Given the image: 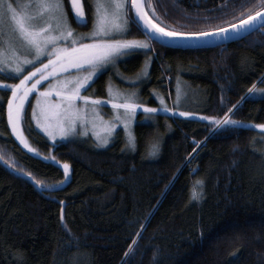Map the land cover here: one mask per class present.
Returning a JSON list of instances; mask_svg holds the SVG:
<instances>
[{
  "label": "trees",
  "instance_id": "trees-1",
  "mask_svg": "<svg viewBox=\"0 0 264 264\" xmlns=\"http://www.w3.org/2000/svg\"><path fill=\"white\" fill-rule=\"evenodd\" d=\"M83 2L87 24L72 19L65 0L68 18L75 30L90 31L92 0ZM241 2L145 5L161 26L198 31L205 21L192 18L230 20L243 11ZM129 28V37L145 39L135 24ZM151 46L140 99L159 112H139L132 143L122 130L105 147L90 138L51 142L28 110L24 123L39 155L33 154L11 134V91L0 90V264H264V130L253 127L264 123V95L247 94L253 86L264 88V32L216 47ZM143 61L135 54L122 70L134 76ZM110 74L102 73L90 89L104 95ZM225 112L244 123L213 129L207 117ZM6 161L51 187L42 191ZM65 163L69 175L61 183Z\"/></svg>",
  "mask_w": 264,
  "mask_h": 264
},
{
  "label": "snow or ice",
  "instance_id": "snow-or-ice-1",
  "mask_svg": "<svg viewBox=\"0 0 264 264\" xmlns=\"http://www.w3.org/2000/svg\"><path fill=\"white\" fill-rule=\"evenodd\" d=\"M64 2L65 0H27L19 7L26 9L34 7L35 11L30 15L28 12L19 13L11 0H0V45L8 43L3 40L4 22L8 20L13 25L12 31L15 33L13 39L19 41V48L28 51V55L19 56L13 62L10 58H3L4 49L0 47V75H19L21 77L18 83L13 84H8L6 80H0V90L10 89L11 91L7 97V125L11 129V134L15 135L25 148H29V144L21 132V121L25 110V101L28 100L29 93L33 90H35L37 101L32 107V119L39 127L47 130L48 126L42 123V118L49 120L55 117L57 127L50 131L49 135L53 139L57 136L66 139L76 132L78 123L80 127L85 125L83 113L87 105L103 103L99 97L81 96V90L89 85L98 69L113 63L115 57L141 50H151L152 41L165 46H216L233 39L239 40L257 30L264 32V0H256L255 4H250L248 7H245L247 0H242L239 7L243 11L237 12L235 16L230 17V20H222L216 16L194 17L192 19L205 21L201 30L198 31H178L161 26V23H157L145 11L144 0H107L105 4L100 3V0H92L89 6L93 9V28L84 33H77L71 27ZM69 2L72 19L77 24H87L88 18L81 0H69ZM148 7H151L150 3ZM217 7H227V4ZM233 11L235 12L236 9ZM227 15L226 12L221 13V16ZM44 17L47 19H43ZM131 24H135L139 31L144 32V40L107 38L112 35H126L130 31L129 25ZM45 56L48 57L45 62L39 63L40 59ZM33 63H38L39 67H33L32 71L25 75L23 66ZM85 68L88 70L83 71ZM69 70L83 71V75L67 76L66 73ZM57 74L63 75L64 78L55 80L43 91L37 88L40 81L46 78H55ZM29 78H31V82L27 83ZM259 79L264 82V74ZM53 91L59 99L55 102H48L47 98ZM256 93L264 95V88L253 86L247 89L248 95ZM78 100L85 107H77ZM107 103L111 104L114 109L123 110V115L117 114L115 119L125 128L128 127L129 119L135 115L138 108H143L146 112L151 113L159 112L158 108H147L144 105L131 102L130 99H126L122 104L115 103L113 100H108ZM235 107L236 105H233V108ZM38 108L39 115H37ZM165 110L173 111L171 108ZM231 111L232 109H229V112ZM229 112H225L224 117L220 119L210 116L207 117V120L212 122L213 129L244 123L231 119ZM181 115L190 116L192 114L184 112ZM253 127L264 130V123L255 124ZM111 128H115V124L110 126L109 132ZM128 141L129 143L133 142L131 133L128 134ZM103 143L107 144L108 140L105 138ZM30 150L36 152L34 148ZM2 160L3 157L0 156V161ZM5 163L26 175L42 191L51 187L43 184L42 181L35 180L30 172L25 174L23 169H16L15 164L11 161ZM63 168L65 181H61V183L66 182L69 175V165L65 163ZM192 196L198 199L200 192L193 188ZM61 221L63 222V216H61Z\"/></svg>",
  "mask_w": 264,
  "mask_h": 264
},
{
  "label": "rangeland",
  "instance_id": "rangeland-1",
  "mask_svg": "<svg viewBox=\"0 0 264 264\" xmlns=\"http://www.w3.org/2000/svg\"><path fill=\"white\" fill-rule=\"evenodd\" d=\"M14 6L17 7V11L19 13L28 12L30 15L35 11V8L26 9L21 8L19 5H23L27 2V0H11ZM107 0H100V3L105 4ZM64 7L66 9V3L64 2ZM68 13V12H67ZM43 19H47V17H44ZM69 20V18H68ZM37 23H40V21H37ZM52 23H55V21H52ZM70 23V22H69ZM13 25L8 21L5 20L4 22V28L5 33L3 35V40L8 41L7 44L0 45V47H3L4 51L2 53L3 58L7 59L10 58L13 62H15L19 56H26L28 55V51L25 49L19 48V41L16 39H13L15 36V33L12 31ZM74 29V28H73ZM75 30V29H74ZM92 30V29H91ZM77 33H84L89 31H80L75 30ZM108 39H126V40H144L143 38H132L129 37V31L126 35L117 36L112 35L107 37ZM152 47V46H151ZM135 54H141L143 56V66L139 73H137L134 76L128 75L124 73L122 70V65L125 63L126 60H128L130 57H132ZM48 57L45 56L40 59L39 63H44L45 60ZM152 58L150 56L149 50H141L131 53H126L123 56H117L114 58V62L104 65L101 69H98V71L94 74L93 80L89 82V85L86 86L85 89L81 90V96H93L94 98L99 97L103 103H100L98 105H87L86 110L84 111L83 115L85 118V125L83 127H80L79 123L77 124V130L74 134H72L70 137L64 139L59 136H57L55 139L51 135H49L50 131H53L57 127V120L55 117L44 120L42 118V123H45L48 126V129L45 130L44 128H41L37 125L36 121L32 119V107L33 104L37 101V96L34 94L35 90L29 93L28 100L25 101V110L23 113V119L21 121V132L24 136V138L27 140L29 144V148H25L23 144L20 143L19 139H16L19 141V143L29 152L33 154H38L37 149L32 144L28 133L26 131L25 123H24V117L26 112L29 110V115L32 121L33 126L40 131L49 141L51 142H57V141H67L71 139H79V138H90L92 141L95 142L96 145L100 147L107 146L111 140L114 138L115 134L122 130L124 134L128 136L129 133L132 134V127L133 124H135L137 121L140 120L138 114L139 112H145L143 108H138L135 112V115H133L129 119L128 127L125 128L122 123L118 122L115 117L117 114L123 115L122 109H114L111 104L107 103L108 100H113L115 103L122 104L125 102L126 99H130L131 102L136 103L138 105H144V100L142 99L141 102V96L142 92L141 89H143L144 84L146 83V79L148 77L149 69L151 66ZM33 67H39L38 63H33L32 65H24L23 71L26 75L27 72L32 71ZM88 69H84L83 71H87ZM110 71L109 78L106 81V86L104 88L105 94L102 95L99 93V90L97 87L90 89V86L96 81V79L105 71ZM83 71H76V70H69L66 75L67 76H82ZM21 77L19 75L14 76H8V75H2L0 76V80H6L8 84L18 83L19 79ZM64 76L61 74H57L55 78H46L45 80L40 81V83L37 85V88H39L41 91H43L45 88H48L50 84H53L55 80L63 79ZM31 82V78H29V81L27 83ZM180 92V91H179ZM191 93H186V97L189 99V101L196 100L195 96H192ZM181 94H177L175 98V102L179 103L181 100ZM59 98L56 96L55 92H51L49 97L47 98L48 102H55ZM158 100L160 98L158 97ZM161 101V100H160ZM77 107H85L82 102L79 100L76 103ZM147 107V106H146ZM40 114L39 108L37 109V115ZM145 117H142L141 120H143ZM112 124H115V128H111V131L109 132L108 129ZM133 135V134H132ZM108 140L107 144L103 143L104 139ZM36 149V152H32L30 149Z\"/></svg>",
  "mask_w": 264,
  "mask_h": 264
},
{
  "label": "water",
  "instance_id": "water-1",
  "mask_svg": "<svg viewBox=\"0 0 264 264\" xmlns=\"http://www.w3.org/2000/svg\"><path fill=\"white\" fill-rule=\"evenodd\" d=\"M81 4H82V6H83V9H84V2H83V0H81ZM144 4H145V0H144ZM145 11H147V8H146V5H145ZM148 12V11H147ZM149 14V13H148ZM149 16H150V14H149ZM153 19V18H152ZM252 33V32H251ZM250 34V33H249ZM248 34V35H249ZM247 36V35H246ZM245 37V36H244ZM243 37V38H244ZM242 39V38H241ZM240 40V39H239ZM234 41H237V40H235V39H233V40H230L229 42H225L224 44H217L216 46H219V45H226V44H228V43H231V42H234ZM158 44H160V43H158ZM160 45H162V44H160ZM163 46H165V45H163ZM216 46H204V45H173V46H169V47H175V48H183V49H195V48H204V47H216Z\"/></svg>",
  "mask_w": 264,
  "mask_h": 264
}]
</instances>
